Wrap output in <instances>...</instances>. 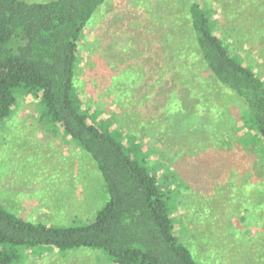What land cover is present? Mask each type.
<instances>
[{
	"label": "trees",
	"instance_id": "obj_1",
	"mask_svg": "<svg viewBox=\"0 0 264 264\" xmlns=\"http://www.w3.org/2000/svg\"><path fill=\"white\" fill-rule=\"evenodd\" d=\"M107 1L0 0V124L11 118L17 105L16 92L23 91L24 97L37 99L41 120L62 129L77 148L91 157L107 193L106 203L96 213L95 220L87 224L72 221L68 226L26 221L0 204V264H22L25 250L36 248L44 252L57 250L60 255L82 248L99 250L111 264H199L180 236L181 228H177V211L182 209L190 214L193 200L198 196L190 192L192 188L183 186L188 176L179 169L180 156L177 154L178 159L172 160L164 157L156 164L151 160L150 170L146 165L148 151L163 153L150 148L143 151L142 142H135L119 128H112V120H100L98 109L85 104L77 91V67L85 30ZM215 2L223 6L225 20L228 21L226 17L235 7L242 10L241 15L228 17L241 22V26L247 23L254 34H264V0H163L162 12L168 16L159 17L151 8V13H145V23L129 27L131 35L143 40L136 56L119 55L124 40H113L107 44V50L114 54L110 62L105 65L100 61L104 54L98 53L87 68H102L103 74H98L97 81L105 83L104 73L121 65L114 60L124 58L125 66L146 60L150 77L141 88L140 98L148 99L141 103L143 106H148L150 89L155 86L153 97L161 105L167 97H181L178 92L183 95L181 100L193 103L199 98V94L195 95L196 85L205 88L199 93L214 90L221 121L222 137L219 135L218 139L224 142L220 150L226 154L234 150L236 165L248 163L250 170L244 167L238 176L252 178L257 187H253V198L263 192L262 184L258 190V182L262 181L257 179L256 166L264 163V78L233 55L216 33L210 18ZM239 3L243 6H236ZM245 7L247 13L258 18L254 20L246 14ZM165 19L167 23L162 22ZM164 24L170 25V29ZM106 32L105 28L102 34L97 32L95 42L90 44L93 53L103 37H110ZM122 33L118 30L114 37ZM153 41L157 43L152 44ZM260 45L264 43L260 41ZM195 68H198L196 75L188 74ZM109 82L112 86L107 84L106 89L116 90L114 96L121 97V93L127 92L126 84L120 86V91ZM207 100L205 94V103L209 104ZM174 101L180 100L174 98ZM171 102L168 106L173 110L176 105ZM234 108L235 122L239 121L236 124L229 114ZM219 145L213 149L220 151ZM184 157L181 156L187 160ZM179 189L194 197L187 195V199H181ZM253 202L262 203V200L256 198Z\"/></svg>",
	"mask_w": 264,
	"mask_h": 264
},
{
	"label": "rangeland",
	"instance_id": "obj_2",
	"mask_svg": "<svg viewBox=\"0 0 264 264\" xmlns=\"http://www.w3.org/2000/svg\"><path fill=\"white\" fill-rule=\"evenodd\" d=\"M162 4L163 0L106 2L85 30L77 67V91L85 104L98 109L100 120H112V128H119L123 135L132 136L135 142H142L143 151L150 148L163 153L161 156L148 151L146 165L150 170L151 160L156 164L164 157L172 160L180 156L179 169L188 176L183 186L185 189L187 186L192 188L190 192L198 196L193 200L190 214L182 209L177 211V228H181L180 236L199 264H202L200 261L204 264H264V163L256 166L257 179L262 181L258 182V190L262 184L263 192L254 196L262 203H255L252 178L248 176L246 180L238 176L240 170H244V167L250 170V166L245 162L236 165L232 154L234 150L227 154L220 150L224 142L218 139L222 135L215 91L199 93L205 88L196 85L195 95L199 94V98L193 103L188 99L181 100L183 95L178 92L181 97H167L165 104L161 105L153 97L157 89L155 86L150 89L152 93L148 106H143L141 103L148 99L140 98L141 88L150 77L146 60H137L127 66L123 64H127L124 58L114 60L121 65L117 64L120 65L117 69L104 73L105 83L97 81L98 74H103L102 68H87V64L100 55L98 53L104 54L100 61L105 65L110 62L114 54L107 50V44L113 40H124L121 45L123 51L119 50V55L124 53L125 57L132 53L136 56L143 40L131 35L129 27L145 23V13H151V8L152 13L159 14V17L168 16L162 12ZM236 6L243 5L239 3ZM243 11L246 12V7ZM225 13L220 2L211 6L210 18L216 33L225 40L233 55L264 78V53H261L264 45H260V41L264 43V34H254L247 23L243 22L241 26V22H235L232 17L238 18L242 10L232 7L228 15L232 17H226L228 21L223 17ZM246 14L254 20L258 18L252 13ZM157 22L160 23L159 20ZM162 22L167 23L168 19ZM168 27L170 29V25ZM104 28L110 37H103L93 53L90 44L95 42L97 32L102 34ZM118 30L123 32L122 35L114 37ZM254 37L260 40H254ZM156 43L153 41L152 44ZM197 69L189 70L188 74L196 75ZM108 80L116 84L120 91L126 84L127 92L121 93V97L114 96L116 90L106 89V85L110 84ZM21 92H16L17 105L11 118L0 124L1 206L31 222L39 220L56 226H68V222L72 221L83 224L92 222L107 200L101 174L91 157L77 148L62 129L41 120L37 99L24 97ZM205 94L209 104L205 103ZM190 95L194 97L192 93ZM174 98L180 101L176 102ZM171 100V104L176 105L173 110L168 106ZM148 109L151 113H145ZM233 111L230 110L229 114L233 124H236L239 122H235L237 110L234 108ZM219 143L220 151H216L213 148ZM178 192L181 199L189 195L183 189ZM192 196L190 194L188 197ZM50 251L26 249L22 264H111L106 254L99 250L82 248L69 251L66 255H60L57 250ZM252 254L255 256L251 257Z\"/></svg>",
	"mask_w": 264,
	"mask_h": 264
}]
</instances>
